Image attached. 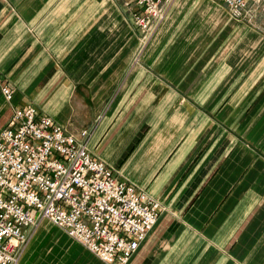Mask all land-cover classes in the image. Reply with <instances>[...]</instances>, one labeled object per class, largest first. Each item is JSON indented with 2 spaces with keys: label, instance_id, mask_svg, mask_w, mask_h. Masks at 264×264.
Instances as JSON below:
<instances>
[{
  "label": "crops",
  "instance_id": "0c3cea01",
  "mask_svg": "<svg viewBox=\"0 0 264 264\" xmlns=\"http://www.w3.org/2000/svg\"><path fill=\"white\" fill-rule=\"evenodd\" d=\"M254 8L173 0L143 44L134 0H0V131L31 107L158 202L127 264H264V11ZM20 264L104 263L41 220Z\"/></svg>",
  "mask_w": 264,
  "mask_h": 264
},
{
  "label": "built area",
  "instance_id": "2783aa9c",
  "mask_svg": "<svg viewBox=\"0 0 264 264\" xmlns=\"http://www.w3.org/2000/svg\"><path fill=\"white\" fill-rule=\"evenodd\" d=\"M172 1L134 0L133 24L144 34L143 44ZM219 1L235 14L249 2L264 7V0ZM2 93L12 99L8 87ZM159 214L158 202L120 180L84 141L35 109L14 110L0 131V264H20L41 220L63 230L102 263L127 264Z\"/></svg>",
  "mask_w": 264,
  "mask_h": 264
},
{
  "label": "rangeland",
  "instance_id": "374dc122",
  "mask_svg": "<svg viewBox=\"0 0 264 264\" xmlns=\"http://www.w3.org/2000/svg\"><path fill=\"white\" fill-rule=\"evenodd\" d=\"M253 4V3H252ZM255 7V6H254ZM255 10L258 11H264V7L260 6V5H256V8H254Z\"/></svg>",
  "mask_w": 264,
  "mask_h": 264
}]
</instances>
